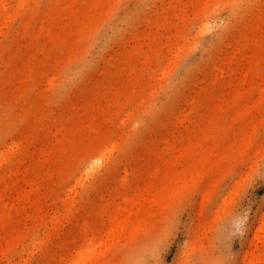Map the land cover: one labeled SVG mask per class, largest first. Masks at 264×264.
Segmentation results:
<instances>
[{"label": "rangeland", "instance_id": "obj_1", "mask_svg": "<svg viewBox=\"0 0 264 264\" xmlns=\"http://www.w3.org/2000/svg\"><path fill=\"white\" fill-rule=\"evenodd\" d=\"M263 217L264 0H0V264H264Z\"/></svg>", "mask_w": 264, "mask_h": 264}, {"label": "bare ground", "instance_id": "obj_2", "mask_svg": "<svg viewBox=\"0 0 264 264\" xmlns=\"http://www.w3.org/2000/svg\"><path fill=\"white\" fill-rule=\"evenodd\" d=\"M13 146L14 145H12V147ZM96 147H97V145L93 144L91 146V149L98 150L100 148V146L97 147V148ZM1 157L5 158V155L3 154ZM137 203H139V202H137ZM261 230L264 232V217H263V221H262ZM257 237L258 238H262L261 233H259L257 235ZM95 245H97V243L93 244V246H94L93 247V251L96 250V246ZM86 253H87V251H85L83 248L79 249V247H77L76 254L75 253L71 254V251H70L69 253L62 254L61 256L59 255L60 256L59 259L54 264H88L87 254ZM67 255L73 256V259H72L71 262L66 261L67 260V257H66ZM258 258H259L258 255L256 256V258L246 257L245 258V260H246L245 264H256V260L255 259H257V262H258ZM50 264H53V263H50Z\"/></svg>", "mask_w": 264, "mask_h": 264}]
</instances>
